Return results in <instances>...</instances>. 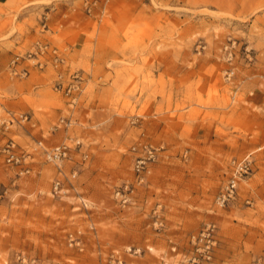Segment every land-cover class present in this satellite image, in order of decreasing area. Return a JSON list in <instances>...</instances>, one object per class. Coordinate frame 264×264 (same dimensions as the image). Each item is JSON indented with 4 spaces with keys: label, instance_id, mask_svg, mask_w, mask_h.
Instances as JSON below:
<instances>
[{
    "label": "rangeland",
    "instance_id": "1",
    "mask_svg": "<svg viewBox=\"0 0 264 264\" xmlns=\"http://www.w3.org/2000/svg\"><path fill=\"white\" fill-rule=\"evenodd\" d=\"M10 7L0 20L8 30L0 35V124L14 123L0 142L15 139L31 158L23 173L0 157V264H193L191 238L209 223L218 246L198 264H264V109L253 102L264 94V0ZM65 22L71 32L55 35ZM19 35L16 49L9 38ZM38 43L66 63L41 70L26 61L30 75L13 77L10 62ZM73 73L85 78L81 91H57L58 76ZM61 118L73 120L69 131H54ZM67 137L83 146L61 175L35 148ZM145 143L157 160L140 184L132 148ZM247 156L252 173L218 208L234 162ZM126 184L131 202L123 205L116 192Z\"/></svg>",
    "mask_w": 264,
    "mask_h": 264
},
{
    "label": "built area",
    "instance_id": "2",
    "mask_svg": "<svg viewBox=\"0 0 264 264\" xmlns=\"http://www.w3.org/2000/svg\"><path fill=\"white\" fill-rule=\"evenodd\" d=\"M49 55L53 56L52 61L49 60ZM26 61H35L34 67L39 69H45L50 64L52 66L64 65L66 60L59 55V51L56 48H52L49 44L38 43L34 50L27 53L25 56H16L9 64V72L13 77L24 79L30 75L29 66H25ZM85 78L79 73H73L70 75L69 80H65L63 75H59L55 84L57 91H66L67 95H73L81 91L84 85ZM14 121H16L15 117ZM23 121H27L28 117H23ZM13 120L9 123L0 124V134L6 135L9 131ZM74 125L72 119L61 118L58 124L54 127V131L64 129L69 131ZM35 150H41L46 160L54 163L62 172V165L71 159L73 148H81L83 142L76 138L67 137L66 140L52 148H46L43 141L36 142ZM135 154L134 170L137 175V181L142 184L146 180V175L149 172L150 165L157 160V149L149 144H142L132 148ZM0 157H2L5 163L10 167H17L23 169V173H29L30 168L27 166V160L31 158V155L25 153L20 149L17 142L13 138H6L4 143L0 142ZM253 160L250 156H247L244 160L234 162L232 175L228 181L223 185L220 192L217 194L215 204L218 208L224 209L230 203L235 201L239 196V183L240 181L248 177L252 171ZM63 179H57L54 183V193L60 194L63 189ZM130 191V185L126 184L123 188L118 189L116 197L123 205L129 204L130 198L128 193ZM264 205V197L261 200ZM248 204L254 205L253 201L248 200ZM218 227L214 223L206 224L199 234L191 238L193 245L192 263L198 264L201 261H211L213 259L215 250L218 246Z\"/></svg>",
    "mask_w": 264,
    "mask_h": 264
},
{
    "label": "crops",
    "instance_id": "3",
    "mask_svg": "<svg viewBox=\"0 0 264 264\" xmlns=\"http://www.w3.org/2000/svg\"><path fill=\"white\" fill-rule=\"evenodd\" d=\"M13 0H0V20H4L8 15L14 14V12H12V8L10 7V2ZM20 22V21H19ZM58 22V18L56 20L53 21V23H57ZM71 28L69 27V24L67 22H65L62 25L61 28V32L56 33L55 35H60L61 33H64V35L68 34L71 32ZM52 36H54L53 32L48 31ZM8 33V30L4 31H0V35H5ZM36 34V30H32L31 31V35H35ZM21 37V38H20ZM13 39V41H12ZM20 39L23 41L25 39L24 36L19 35L16 39L10 37L9 38V42L12 41V43H14V48H19L21 47V45L17 46V42L20 41ZM80 46V45H79ZM71 48V46H70ZM71 54H76V48L72 47V53ZM34 86V85H33ZM27 94V93H26ZM258 97L255 98V100L253 101L255 105H257L258 107H261L264 109V94H260L258 93L257 95Z\"/></svg>",
    "mask_w": 264,
    "mask_h": 264
}]
</instances>
